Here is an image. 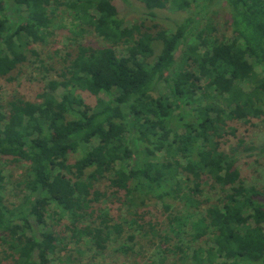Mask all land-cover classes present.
Returning <instances> with one entry per match:
<instances>
[{
  "label": "trees",
  "instance_id": "obj_1",
  "mask_svg": "<svg viewBox=\"0 0 264 264\" xmlns=\"http://www.w3.org/2000/svg\"><path fill=\"white\" fill-rule=\"evenodd\" d=\"M122 1L156 18L167 6L178 12L197 3L207 11L220 0ZM223 1L228 41L211 24L199 30L193 18L155 35L125 26L114 0H0V78L51 33L54 5L74 14L80 32L84 26L106 44L78 45L39 102L0 104V164L27 165L12 205L0 171V264H59L65 257L70 264L71 256L62 255L69 236L104 252L137 222H113L100 208L108 196L131 212L152 199L163 204L166 232L149 231L165 254L152 264H167L168 251L177 256L173 264H264V188L244 186L223 140L229 121L264 120V0ZM160 82L169 98L155 96ZM76 91L97 97L94 106ZM176 110L181 132L168 126ZM105 179L110 194L95 188ZM208 184L220 197L201 213L198 197ZM62 222L64 231H55ZM186 235L205 246L183 244ZM135 238L127 233L131 244L120 248L127 256Z\"/></svg>",
  "mask_w": 264,
  "mask_h": 264
},
{
  "label": "rangeland",
  "instance_id": "obj_2",
  "mask_svg": "<svg viewBox=\"0 0 264 264\" xmlns=\"http://www.w3.org/2000/svg\"><path fill=\"white\" fill-rule=\"evenodd\" d=\"M118 8L119 17L124 20L125 26L138 24L142 26V32H148L152 35L159 30L172 31L175 29V23L184 19L193 18L198 21V29L201 30L207 24H211L216 35L220 39L226 41L232 38L230 16L226 4L220 0L210 10L203 11L197 3H191L190 10L175 12L170 6L164 10L156 11V18L148 16L147 11L142 5L127 3L122 0H114ZM55 22L50 29V34L41 43L32 44L30 52L27 55V61L16 69L10 76L0 78V104L6 105L13 98H20L28 102H39L38 95L47 92L46 83L53 80H61L62 69L64 68V60L70 61L74 58L78 45L90 48H100L106 44L90 29L82 26L84 32H80L78 28L79 21L74 14L69 13L65 7L54 5ZM118 55H123V47L115 48ZM180 57V51L177 52ZM64 93L63 89L56 92L59 98ZM87 105L94 106L97 97L90 96L87 93L76 91ZM170 97L169 90L164 82H160L156 86L155 96ZM99 98L105 99L104 95ZM179 110H176L174 116L168 122L169 128L181 130V122L178 121ZM231 128L234 134H230ZM225 136L223 140L224 150L232 155L238 161V167L241 173L245 187L264 188V120H254L249 124L239 121H229L225 128ZM79 156V152L70 157V161H74ZM27 165L24 163H7L0 164L1 176L6 185L3 197L7 204H16L21 197V189L18 183L22 180ZM211 184V183H210ZM203 186L199 200L203 203L201 213L211 205L218 204L220 194L212 185ZM95 188L101 192L111 193L108 189L107 180H101L95 184ZM113 196H108L107 200L100 203V208L108 213L113 222L127 220L137 221L132 225L131 231L126 232L122 238H118L116 243H112L104 252H96L95 247L89 245L87 239H83L80 244H76L75 240L68 237L67 248L62 255L71 256L70 264H152L151 261L160 263L165 253L157 249V239L154 238L149 231L150 227H154L155 231L163 235L167 230V215L163 210V204L155 199L149 200L142 208L135 209L131 212L125 206L114 202ZM134 214V215H132ZM124 223V222H122ZM53 224V222H52ZM51 224V225H52ZM129 224V223H128ZM124 223V229L127 231V225ZM65 222L58 224L54 228L55 231H64ZM127 233L135 235V243L133 244L132 253L128 256L120 250L123 244L127 243ZM67 236V234H65ZM176 240L171 242V246L175 245ZM185 245L194 247H204L205 243H191L188 235L182 241ZM1 250V249H0ZM167 264H173L175 254L168 251ZM221 262V261H219ZM10 261H4L2 264H9ZM54 264H58L55 262ZM67 264L66 257L63 263Z\"/></svg>",
  "mask_w": 264,
  "mask_h": 264
}]
</instances>
